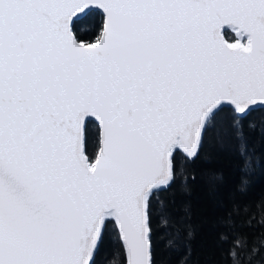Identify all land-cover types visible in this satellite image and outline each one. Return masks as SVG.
Here are the masks:
<instances>
[{
  "label": "snow or ice",
  "instance_id": "6c2138e0",
  "mask_svg": "<svg viewBox=\"0 0 264 264\" xmlns=\"http://www.w3.org/2000/svg\"><path fill=\"white\" fill-rule=\"evenodd\" d=\"M229 106L246 171L264 0H0V264H95L107 223L124 264H153L151 202L183 172L174 153L194 158ZM221 239L232 264L264 248Z\"/></svg>",
  "mask_w": 264,
  "mask_h": 264
},
{
  "label": "trees",
  "instance_id": "16d2710c",
  "mask_svg": "<svg viewBox=\"0 0 264 264\" xmlns=\"http://www.w3.org/2000/svg\"><path fill=\"white\" fill-rule=\"evenodd\" d=\"M99 22L100 16L94 15L81 23L80 30L90 32ZM232 120V108L225 107L218 114L216 127L204 133L194 158L186 160L181 150L174 153V170L184 159L183 172L159 193V200L151 202L153 264H232L228 256L231 240L223 241L222 234L244 233L250 248L259 247L264 239V226L259 224L264 218V108H253L243 118L252 161L246 171ZM250 122L255 123L254 129L248 127ZM86 137L89 150H94L95 122L86 128ZM242 181L247 182L246 191H241ZM162 217L167 225L162 224ZM113 260L124 264V249L117 228L107 223L94 262L111 264ZM251 264H264V248L253 256Z\"/></svg>",
  "mask_w": 264,
  "mask_h": 264
},
{
  "label": "water",
  "instance_id": "95a60500",
  "mask_svg": "<svg viewBox=\"0 0 264 264\" xmlns=\"http://www.w3.org/2000/svg\"><path fill=\"white\" fill-rule=\"evenodd\" d=\"M199 151V150H198ZM151 238V237H150ZM152 258H153V253H152Z\"/></svg>",
  "mask_w": 264,
  "mask_h": 264
}]
</instances>
